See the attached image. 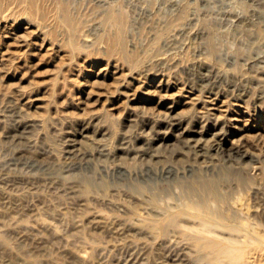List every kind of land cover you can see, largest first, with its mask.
Wrapping results in <instances>:
<instances>
[{"label": "rangeland", "instance_id": "374dc122", "mask_svg": "<svg viewBox=\"0 0 264 264\" xmlns=\"http://www.w3.org/2000/svg\"><path fill=\"white\" fill-rule=\"evenodd\" d=\"M0 33V264H264V0H0Z\"/></svg>", "mask_w": 264, "mask_h": 264}, {"label": "bare ground", "instance_id": "6f19581e", "mask_svg": "<svg viewBox=\"0 0 264 264\" xmlns=\"http://www.w3.org/2000/svg\"><path fill=\"white\" fill-rule=\"evenodd\" d=\"M165 1V0H164ZM167 1V0H166ZM178 2L181 4V6H183V5H186L187 3H189L190 2V0H178ZM196 2V1H195ZM260 2V1H259ZM56 3V2H55ZM192 3V2H191ZM242 6V5H241ZM61 8V7H60ZM184 8V7H183ZM243 8V7H242ZM222 12V11H221ZM126 16L123 14V13H121V12H119V11H116V10H114V9H112L111 8V10H108L107 12H105V14L103 15V20L109 25V27H110V29H109V31H107V32H105V33H102V34H100V39L102 40V41H105L109 46L111 45H113L112 47L115 49V48H117L118 50H123V47H125V46H123V43H121L122 41H123V35H124V28H125V21H126V18H125ZM99 18H101V17H99ZM3 19V18H2ZM62 21H63V23H64V25L69 29V30H78L79 29V27H80V21L78 20V19H72L71 17H69L66 13L64 14V16H63V18H62ZM6 24V23H5ZM108 29V28H107ZM70 31V32H71ZM69 32V33H70ZM1 34V33H0ZM72 34H73V32H72ZM71 36V35H70ZM25 38V37H24ZM78 39V38H77ZM29 45V44H28ZM108 46V47H109ZM76 47V46H75ZM110 48V47H109ZM117 49H115V50H117ZM112 50V49H111ZM127 50V49H126ZM123 52V51H122ZM128 53V52H127ZM68 69V68H67ZM163 75V74H162ZM161 75V76H162ZM144 76V75H143ZM138 77V76H137ZM167 77V76H166ZM71 78V77H70ZM170 78V77H169ZM209 78V77H208ZM162 79V78H161ZM76 80H78V79H76ZM131 80V79H130ZM95 82V81H94ZM157 83V82H156ZM204 83V82H203ZM207 83V82H206ZM214 83V82H213ZM182 85H183V83H182ZM181 86V85H180ZM202 86V85H201ZM200 86V87H201ZM199 88V87H198ZM154 90V89H153ZM147 91H148V89H147ZM155 91V90H154ZM180 92V91H179ZM198 92H200V91H198ZM204 92V91H203ZM210 92V91H209ZM237 92V91H236ZM167 93H169V92H167ZM264 93V92H263ZM263 93H261V94H263ZM205 94H207V93H205ZM160 95V94H159ZM173 95V94H172ZM194 95H196V94H194ZM200 95V94H199ZM198 95V96H199ZM209 95V94H208ZM206 96V95H205ZM214 97L212 98V96L211 95H209V96H207V97H209V98H206V99H209V100H206L207 102H205L206 104L205 105H211V102L212 101H214L215 99H216V97H217V94L216 95H213ZM240 96V95H239ZM163 97V96H162ZM211 97V98H210ZM263 97V96H262ZM189 100H192V99H189ZM225 100V99H224ZM259 100V99H258ZM260 102V101H259ZM14 103V102H13ZM18 103V102H17ZM16 103V104H17ZM223 103H225V102H223ZM222 103V104H223ZM256 103V102H255ZM240 104V103H239ZM9 105V104H8ZM245 105V104H244ZM21 106V105H20ZM19 106V107H20ZM10 107V106H9ZM210 107V106H209ZM234 107V106H233ZM246 108V107H245ZM202 109V108H201ZM210 109V108H209ZM213 109V108H212ZM13 110V109H12ZM11 110V111H12ZM200 110V109H199ZM251 110V109H250ZM204 111V110H203ZM202 111V112H203ZM211 111V110H210ZM216 113V112H215ZM221 113V112H220ZM250 114V113H249ZM204 116V115H203ZM220 116V115H219ZM246 117V116H245ZM172 118V117H171ZM228 118H229V120L230 121H233L234 119H237V115L235 114H230L229 116H228ZM247 118V117H246ZM249 119V118H248ZM242 120V119H241ZM172 121V120H171ZM227 121V120H226ZM246 121V120H245ZM176 122V121H175ZM26 123V122H25ZM236 124V123H235ZM212 125V124H211ZM240 125V124H239ZM228 126V125H227ZM237 127V126H236ZM235 127V128H236ZM29 128V127H28ZM18 129V128H17ZM241 129V128H240ZM26 132H28V131H26ZM25 132V133H26ZM244 132V131H243ZM214 134V133H213ZM22 136H24V135H22ZM253 136V135H252ZM197 138V137H196ZM13 139V138H12ZM17 139V138H16ZM195 140V139H194ZM257 140V139H256ZM13 141V140H12ZM261 142V141H260ZM191 143V142H190ZM198 143V142H197ZM197 143H196V145H197ZM200 143H201V141H200ZM217 143V142H216ZM242 143V142H241ZM244 143V142H243ZM246 143V142H245ZM251 143V142H250ZM221 144V143H220ZM15 145V144H14ZM222 146V145H221ZM259 146V145H258ZM193 147V146H192ZM197 147V146H196ZM202 147V146H201ZM71 150V149H70ZM200 150V149H199ZM229 150H231V148L229 149ZM252 150V149H251ZM228 152V151H227ZM230 152V151H229ZM228 152V153H229ZM194 154V153H193ZM234 155V154H233ZM227 156V155H226ZM230 157V156H229ZM229 157H227V158H229ZM198 158V157H197ZM231 158V157H230ZM208 159V158H207ZM236 159H237V157H236ZM235 159V160H236ZM231 160V159H230ZM204 163V162H203ZM212 163V162H211ZM200 165V164H199ZM204 166V165H203ZM173 167V166H172ZM172 167H170V166H165V167H162V169H161V175H163V176H169L170 174H172L173 172H175L176 173V171H180L179 170V168H177V169H173ZM189 167H191V165H189ZM181 170H186V168H187V166H182L181 165ZM193 168V167H192ZM239 169V168H238ZM179 173V172H178ZM174 175V174H173ZM172 175V176H173ZM187 188H186V193L188 194V195H192L196 190H199V189H201V191L203 192V191H205L204 189L206 188V186H205V184L203 183V182H198V184H197V187L195 188V187H191V186H189V185H185ZM208 192V191H207ZM209 193V192H208ZM198 195V194H197ZM207 195V194H206ZM193 197V196H192ZM187 198H188V196H187ZM195 198V197H194ZM186 200V199H185ZM201 201H203L202 203H204L205 204V200H203V199H201V198H199V200H198V198H197V200H194V199H192V198H188V200L186 201V205L187 206H190V207H194V208H196V207H201V205H202V203H200ZM208 202V201H207ZM184 207V206H183ZM233 209V208H232ZM194 211V210H193ZM228 215V214H227ZM176 216V215H175ZM174 216V217H175ZM235 216V215H234ZM234 218V217H233ZM242 219H244V218H242ZM200 224H201V226H202V228L200 229V232H202L203 231V233L204 232H209L210 233V231H211V233L213 232L212 230H211V220L209 219V218H207L206 217V214H202V217H201V219H200ZM246 221V220H245ZM238 223V222H237ZM200 226V227H201ZM199 227V228H200ZM244 228V227H243ZM248 230V229H247ZM251 233V232H250ZM202 237L200 236V235H196L195 236V240H196V243L197 244H200L201 245V243H202ZM233 239V238H232ZM232 239H231V241H232ZM220 240H222V239H220ZM224 240V239H223ZM222 240V241H223ZM229 240V239H228ZM230 241V242H231ZM207 242V241H206ZM216 242V241H215ZM229 242V243H230ZM234 242V241H233ZM186 243V242H185ZM195 243V244H196ZM204 243V242H203ZM210 243V242H209ZM213 243V242H212ZM217 243H218V241L215 243V245H217ZM221 243V242H220ZM220 243H218V244H220ZM227 244V243H226ZM211 245V244H210ZM213 245H214V243L212 244V248H213ZM216 247H218V246H216ZM215 247V248H216ZM233 249H236V247H235V245H233V244H231L230 243V245H221L218 249H217V251L218 252H221V253H225L226 251H227V253H232L233 251ZM181 250V249H180ZM215 250V249H214ZM213 249H212V251H214ZM231 250V251H230ZM174 253V252H173ZM178 253V252H177ZM176 253V254H177ZM217 252H215V254H216ZM238 254H237V256H236V254H234V255H231V254H229V256L231 255V258L229 259V261H233V262H236V259H237V257H241L240 256V251L238 250V252H237ZM255 254V253H254ZM227 255V254H226ZM264 255V254H263ZM228 256V255H227ZM232 256H234V257H232ZM222 257H225V256H223L222 255ZM213 263V262H212Z\"/></svg>", "mask_w": 264, "mask_h": 264}]
</instances>
